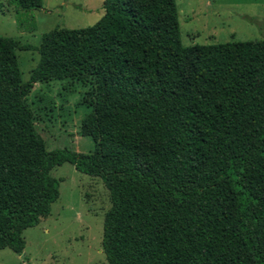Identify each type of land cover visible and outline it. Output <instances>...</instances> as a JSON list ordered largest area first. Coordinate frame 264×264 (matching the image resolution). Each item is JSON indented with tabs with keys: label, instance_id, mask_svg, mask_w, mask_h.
I'll return each mask as SVG.
<instances>
[{
	"label": "trees",
	"instance_id": "trees-1",
	"mask_svg": "<svg viewBox=\"0 0 264 264\" xmlns=\"http://www.w3.org/2000/svg\"><path fill=\"white\" fill-rule=\"evenodd\" d=\"M21 11L43 0H14ZM94 26L38 47L0 37V251L59 198L56 167L98 178L107 264H264V41L181 45L175 0H104ZM16 50L39 59L22 83ZM93 82L79 137L48 151L26 99L35 84Z\"/></svg>",
	"mask_w": 264,
	"mask_h": 264
},
{
	"label": "rangeland",
	"instance_id": "rangeland-1",
	"mask_svg": "<svg viewBox=\"0 0 264 264\" xmlns=\"http://www.w3.org/2000/svg\"><path fill=\"white\" fill-rule=\"evenodd\" d=\"M104 0H43L40 10L21 11L14 0H0V37L19 46L38 47L54 29L94 26L103 17ZM181 45L210 46L264 41V0H175ZM22 83L38 63L35 52L16 50ZM93 82L76 80L35 84L26 99L37 132L48 151L69 149L88 154L90 138L79 137L88 115ZM60 182L50 215L23 232L25 250L17 256L0 251V264H107L102 226L110 209L108 192L98 178L78 173L70 164L52 170Z\"/></svg>",
	"mask_w": 264,
	"mask_h": 264
}]
</instances>
